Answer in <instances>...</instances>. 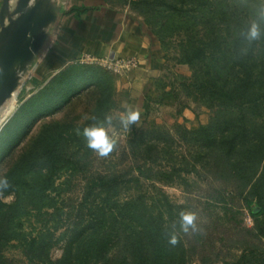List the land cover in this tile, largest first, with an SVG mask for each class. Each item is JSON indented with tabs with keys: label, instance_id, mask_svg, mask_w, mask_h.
<instances>
[{
	"label": "rangeland",
	"instance_id": "obj_1",
	"mask_svg": "<svg viewBox=\"0 0 264 264\" xmlns=\"http://www.w3.org/2000/svg\"><path fill=\"white\" fill-rule=\"evenodd\" d=\"M189 1H103L150 29L158 41L159 73L139 71L137 60L135 68L117 72L79 62L44 77L30 69L1 107L0 175L11 184L0 198V234L8 239L0 244L3 264H56L70 244L76 252L79 228L95 214L90 203L143 199L150 205L161 194L180 211L198 214L202 231L191 235L180 232L179 210L171 220L154 214L161 225L176 224L185 264H224L240 258L241 264H264V216H259L252 190L259 170L254 165L243 168L248 152L240 151L232 154H239L235 160L242 158L237 160L239 175H234L237 162L220 150L214 128L199 140L193 136L228 112L200 99L191 87L195 71L183 62L180 42L197 16ZM62 3L56 0L63 8ZM131 97L146 99L139 126L131 125L130 131L117 126V147L108 157H98L75 129L126 110ZM51 150L60 158L54 167L44 168L38 156ZM138 169L147 178H140ZM99 180L109 191L91 192L84 205L88 186Z\"/></svg>",
	"mask_w": 264,
	"mask_h": 264
},
{
	"label": "trees",
	"instance_id": "obj_2",
	"mask_svg": "<svg viewBox=\"0 0 264 264\" xmlns=\"http://www.w3.org/2000/svg\"><path fill=\"white\" fill-rule=\"evenodd\" d=\"M189 2L192 13L197 16L193 26L185 28V42L183 39L180 42L183 45V62L195 71L191 87L197 90L200 99L208 100L212 106L217 104L230 114L228 118V113L224 117L218 116L214 124L194 132L193 136L199 140V136L214 128L221 140L220 150L231 162L238 163L232 166L236 176L241 169L237 160L242 158L235 160L239 154H232L248 152L242 166L254 165L260 172L252 190L261 209L259 216H264L261 203L264 197V41L259 42L248 55H242V42L237 39V31L254 18L261 0ZM145 101L141 97L143 104ZM232 112L237 113L236 117ZM214 146L216 148L215 142ZM132 156L137 157L133 152ZM59 158V154L51 150L40 154L37 160L45 168L54 167ZM138 172L140 178H147L141 169ZM105 188L103 180L88 186V194L82 203H89V198L93 197L91 192L96 194L104 190L106 194L109 189ZM102 202L89 204L95 214L86 226L79 228L76 252L70 244L56 264H185L180 242L176 246L168 243L171 221L167 226L154 219L157 211L159 219L170 217L171 220L174 211L182 210L181 207L173 205L162 194L158 202L152 201L150 205L143 199H129L123 203ZM35 207L30 206L31 209ZM7 240L6 234H0V244ZM41 250L39 248L38 251ZM112 252H116L114 256ZM242 260L224 264H241ZM0 264H3L1 260Z\"/></svg>",
	"mask_w": 264,
	"mask_h": 264
},
{
	"label": "crops",
	"instance_id": "obj_3",
	"mask_svg": "<svg viewBox=\"0 0 264 264\" xmlns=\"http://www.w3.org/2000/svg\"><path fill=\"white\" fill-rule=\"evenodd\" d=\"M62 6L58 23L50 31L51 41L37 59L36 77H44L86 56L132 58L138 61L139 71L159 73L158 43L133 15L110 8L103 0H63ZM132 88L138 90L137 86ZM128 101L134 109L144 107L141 97H131Z\"/></svg>",
	"mask_w": 264,
	"mask_h": 264
},
{
	"label": "water",
	"instance_id": "obj_4",
	"mask_svg": "<svg viewBox=\"0 0 264 264\" xmlns=\"http://www.w3.org/2000/svg\"><path fill=\"white\" fill-rule=\"evenodd\" d=\"M61 11L56 0H1L0 109L16 94L24 75L34 70Z\"/></svg>",
	"mask_w": 264,
	"mask_h": 264
},
{
	"label": "clouds",
	"instance_id": "obj_5",
	"mask_svg": "<svg viewBox=\"0 0 264 264\" xmlns=\"http://www.w3.org/2000/svg\"><path fill=\"white\" fill-rule=\"evenodd\" d=\"M237 39L242 42V55H248L261 41H264V0L257 6L254 18L237 31ZM140 110L128 107L122 112L106 114L103 120L89 126L75 129L77 136H82L86 147L100 158L108 157L118 145L116 129L117 126L125 131H130V126H139ZM11 188L6 175H0V198ZM199 217L195 211L183 210L179 213L180 232L191 235L202 231L198 223ZM168 243L176 246L180 242L179 234L176 232V224L171 225Z\"/></svg>",
	"mask_w": 264,
	"mask_h": 264
},
{
	"label": "built area",
	"instance_id": "obj_6",
	"mask_svg": "<svg viewBox=\"0 0 264 264\" xmlns=\"http://www.w3.org/2000/svg\"><path fill=\"white\" fill-rule=\"evenodd\" d=\"M79 63H85V64H98L108 70L117 72L120 69H133L135 68L136 61L132 58H117V59H98L95 57L86 56L79 60Z\"/></svg>",
	"mask_w": 264,
	"mask_h": 264
}]
</instances>
